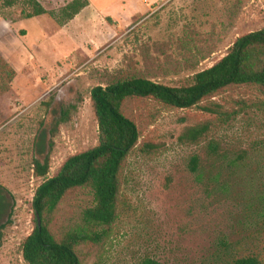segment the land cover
Here are the masks:
<instances>
[{
  "label": "rangeland",
  "instance_id": "rangeland-1",
  "mask_svg": "<svg viewBox=\"0 0 264 264\" xmlns=\"http://www.w3.org/2000/svg\"><path fill=\"white\" fill-rule=\"evenodd\" d=\"M47 15L26 19L27 0H0V57L17 72L0 94V223L9 221L0 264H25L35 229L33 161L51 150L48 178L98 145L91 91L134 74L187 86L234 43L264 29V0H88L64 26L51 17L73 0H37ZM77 106L56 126L61 110ZM138 146L121 174L119 214L101 245L79 247L82 264H264V95L232 86L180 110L128 100ZM202 134L195 138L192 132ZM199 159V169L191 167ZM90 189L71 191L49 223L57 237L84 228Z\"/></svg>",
  "mask_w": 264,
  "mask_h": 264
},
{
  "label": "trees",
  "instance_id": "trees-1",
  "mask_svg": "<svg viewBox=\"0 0 264 264\" xmlns=\"http://www.w3.org/2000/svg\"><path fill=\"white\" fill-rule=\"evenodd\" d=\"M12 6L15 0H4ZM26 19L47 15L37 0H27ZM89 6L88 0H73L59 15L50 13L60 26L66 25ZM17 76L16 70L0 57V94L8 93ZM232 86H258L264 95V29L240 37L230 52L211 68L196 73L192 83L173 87L134 74L113 77L105 86L91 91V100L99 128L98 145L66 160L58 173L48 178L51 169V150L33 161L34 176L43 179L33 200L36 226L24 240L21 251L25 264H82L78 249L92 243L103 244L110 236L119 214L121 174L128 156L138 146L141 134L136 123L127 117L123 107L128 100L152 99L173 108L186 110ZM77 106L61 110L56 126L68 122ZM202 133L194 130L192 136ZM194 172L199 159L191 162ZM90 189L94 205L85 211L84 228L71 230L60 237L50 227L64 198L73 190ZM10 222L0 223V249ZM145 264H159L147 260ZM232 264H262L255 256L240 257Z\"/></svg>",
  "mask_w": 264,
  "mask_h": 264
},
{
  "label": "crops",
  "instance_id": "crops-1",
  "mask_svg": "<svg viewBox=\"0 0 264 264\" xmlns=\"http://www.w3.org/2000/svg\"><path fill=\"white\" fill-rule=\"evenodd\" d=\"M156 1L159 2L160 0H149V3L151 2L154 4V3H157Z\"/></svg>",
  "mask_w": 264,
  "mask_h": 264
}]
</instances>
